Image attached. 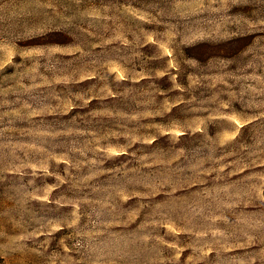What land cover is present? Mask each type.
<instances>
[{
  "label": "rangeland",
  "instance_id": "obj_1",
  "mask_svg": "<svg viewBox=\"0 0 264 264\" xmlns=\"http://www.w3.org/2000/svg\"><path fill=\"white\" fill-rule=\"evenodd\" d=\"M0 264H264V0H0Z\"/></svg>",
  "mask_w": 264,
  "mask_h": 264
}]
</instances>
